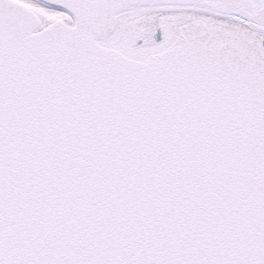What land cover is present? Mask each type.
<instances>
[{"label":"snow or ice","instance_id":"obj_1","mask_svg":"<svg viewBox=\"0 0 264 264\" xmlns=\"http://www.w3.org/2000/svg\"><path fill=\"white\" fill-rule=\"evenodd\" d=\"M0 264H264V0H0Z\"/></svg>","mask_w":264,"mask_h":264}]
</instances>
